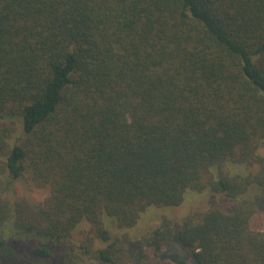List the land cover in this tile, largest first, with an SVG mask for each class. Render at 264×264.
I'll return each instance as SVG.
<instances>
[{
  "label": "trees",
  "instance_id": "1",
  "mask_svg": "<svg viewBox=\"0 0 264 264\" xmlns=\"http://www.w3.org/2000/svg\"><path fill=\"white\" fill-rule=\"evenodd\" d=\"M0 119V264H264V0H0Z\"/></svg>",
  "mask_w": 264,
  "mask_h": 264
},
{
  "label": "rangeland",
  "instance_id": "2",
  "mask_svg": "<svg viewBox=\"0 0 264 264\" xmlns=\"http://www.w3.org/2000/svg\"><path fill=\"white\" fill-rule=\"evenodd\" d=\"M2 123H3V120L0 119V124H2ZM224 166H225V168H227L226 165H224ZM12 192L14 195H16V197H25L32 204H36V203L43 202L47 198V196L49 195L50 190L48 188H31L27 184L19 181V182H16ZM207 192H210V191L208 190V191H206V193ZM184 196H185V198H184V201H183L181 206H164V207H155L154 205L150 206L149 208H150L151 212H148V214H149V217H151L153 219V220H151V222L143 223L139 226V222L141 221L142 217L144 216L142 213V215L138 221V224L136 226L122 227V228L119 227L122 230H118L116 232H119V234L127 235L128 238H130L133 241L140 239V238H147L151 234V231H152L151 229L154 228V227H152L149 230H146L150 225L153 226L155 223L158 224L159 221H160V223L158 225H160L163 222L162 220L164 218H169L175 222H177V221L181 222V221L185 220L187 217V216H185V217H181V216L185 215L186 213L205 210L211 204V202H210L211 196L209 194H205L203 192H198V191H195L192 189H188L185 192ZM154 217H156V218L154 219ZM176 217H181V218H176ZM110 221H112V223H114V224L115 223L117 224V221L114 217L104 215V222H105V225L108 229L112 225L110 223ZM252 226L256 229H264V209L260 210L258 213L255 214V216L252 219ZM143 230H146V231L142 232ZM117 236L119 237L120 235H117ZM10 240H9V242L12 244V246L15 249H17V251L22 252L21 250H27V251H29V252H27L28 254L33 253L30 251H32V249H34L35 246H38V245L43 243V241L40 240L38 237H33V236H27L24 240H22L23 241L22 243L16 242L17 241L16 237L11 236ZM178 244L180 246H182L180 243H178ZM96 245L98 247H101V244L98 241H97ZM171 247H176V245L173 244ZM168 248H170V247H168ZM168 248L167 247L161 248L158 251V254L161 255V254L166 253V252L168 253L170 250ZM177 250H178L177 254L182 256V258L184 260L189 259L190 254H189V251L187 249H185V247L183 248V246H182L181 249L178 248ZM62 252H63L62 249H60V250L55 249L56 257L53 259V264H59V260L58 261H56V260L59 258V256L62 254Z\"/></svg>",
  "mask_w": 264,
  "mask_h": 264
}]
</instances>
